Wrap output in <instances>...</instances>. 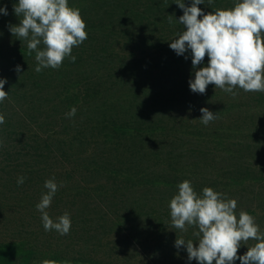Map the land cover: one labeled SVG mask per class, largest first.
Segmentation results:
<instances>
[{"label": "trees", "instance_id": "1", "mask_svg": "<svg viewBox=\"0 0 264 264\" xmlns=\"http://www.w3.org/2000/svg\"><path fill=\"white\" fill-rule=\"evenodd\" d=\"M175 2L68 0L88 38L73 48L75 62L36 73L35 52L9 31L18 0H0L8 12L0 14V79L9 92L0 103V264H198L175 247L177 237L198 247V229L171 227L169 202L184 180L198 195L211 187L235 199L237 218L243 210L264 219V93L190 90L191 51L169 47L184 30ZM236 2L198 7L207 14ZM207 64L205 56L197 69ZM201 108L218 119L203 125ZM53 177L64 186L47 211L54 221L70 214L63 236L45 231L36 209Z\"/></svg>", "mask_w": 264, "mask_h": 264}, {"label": "clouds", "instance_id": "2", "mask_svg": "<svg viewBox=\"0 0 264 264\" xmlns=\"http://www.w3.org/2000/svg\"><path fill=\"white\" fill-rule=\"evenodd\" d=\"M207 2L212 4L213 0ZM175 3L183 10V15L176 21L184 30L177 33L169 47L177 55L191 51L194 79L189 80L190 90L205 94L208 85L212 84L215 89L233 97L238 94L234 91L236 88L264 93V0H238L233 8H218L207 14L198 7L205 4V0H192L191 6H186L184 0ZM13 8L19 23L10 24L9 31L20 41H27L29 54L35 52L36 73L45 68L59 69L65 58L75 62L73 48L88 38L79 8L70 7L68 0H18ZM0 14L8 15L6 6L0 7ZM168 19L172 23L173 16ZM41 44L43 49L38 47ZM205 56L208 57L207 66L197 69ZM15 71L19 73L21 67L17 65ZM6 82V79H0V103L9 98V92L4 91ZM76 112L77 108L72 107L65 116L72 118ZM200 112L199 120L205 126L218 119L217 113L208 108H201ZM4 123L5 116L0 114V125ZM2 144L0 140V146ZM24 182L25 177H18V185ZM63 186V182L58 184L54 177L46 180L44 188L48 191L36 205L44 230H54L62 236L70 232V214L65 212L54 221L47 209ZM177 187V194L169 202L171 227L181 232H187L189 227L198 229L193 232L199 238L198 247L191 239L186 241L177 237L175 240L177 249L186 247L189 261L234 264L238 259L241 264H264V232L248 212L240 211L237 218L235 199L211 187H205L202 195H198L189 180ZM249 240L256 243L248 247L244 255L238 256L241 244H247ZM39 264L59 262L45 259Z\"/></svg>", "mask_w": 264, "mask_h": 264}, {"label": "rangeland", "instance_id": "3", "mask_svg": "<svg viewBox=\"0 0 264 264\" xmlns=\"http://www.w3.org/2000/svg\"><path fill=\"white\" fill-rule=\"evenodd\" d=\"M198 148H201L199 145L197 146ZM204 146H202V148H203ZM264 221V219H262V221L261 222H263ZM261 222H257V224L259 225V227H260V230L262 231V232H264V224L263 223H261Z\"/></svg>", "mask_w": 264, "mask_h": 264}]
</instances>
